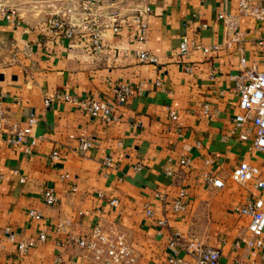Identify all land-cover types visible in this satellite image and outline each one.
<instances>
[{"label":"crops","instance_id":"obj_1","mask_svg":"<svg viewBox=\"0 0 264 264\" xmlns=\"http://www.w3.org/2000/svg\"><path fill=\"white\" fill-rule=\"evenodd\" d=\"M81 1L0 0L5 116L10 124L22 126L31 116L37 120L30 152L25 145L0 141V264H56L57 259L86 264L70 234L87 235L98 223L127 233L137 254L135 264H165L168 242L176 232L219 249L218 264H259L249 243V218L236 210L259 190L253 182L235 183L231 172L245 161L257 166L264 179V151L234 133V117L241 109L232 80L241 56L262 58L260 24L243 16L245 37L239 44L208 54L195 46L183 55L179 44L185 35L197 45L222 43L224 26L218 14L236 13L238 0H102L103 13H120V28L116 33L107 24L103 48L94 53L85 36L70 48L46 24L48 13L75 8ZM256 2L264 6V0ZM146 6L152 12L144 44L132 21ZM10 10L21 23L5 19L3 11ZM139 48L156 54L159 62H139L134 55ZM118 82L141 91L116 105L112 89ZM59 92L108 100L115 105V118L93 119L65 100L47 106L45 99ZM206 104L209 113L204 112ZM81 135L94 139L84 155L77 139ZM55 150L61 152L59 160L50 158ZM108 157L109 166L104 164ZM182 157L189 165L181 163ZM204 172L221 179L223 186L207 183ZM47 187L55 188V205L42 198ZM183 189L188 210L175 213L173 205ZM113 199L119 201L116 207ZM148 208L168 224L158 227ZM31 210L41 216H31ZM62 223L67 232L59 229ZM41 232L46 239L36 241L26 255L19 254L18 241Z\"/></svg>","mask_w":264,"mask_h":264},{"label":"built area","instance_id":"obj_2","mask_svg":"<svg viewBox=\"0 0 264 264\" xmlns=\"http://www.w3.org/2000/svg\"><path fill=\"white\" fill-rule=\"evenodd\" d=\"M103 9L102 0H83L75 8L71 5L64 11L58 10L54 13H48L46 24L61 34L63 39L67 41L68 47H73L78 37L85 36L92 51L98 53L103 48V28L109 23L116 33L120 28V13L110 11L106 14L102 12ZM151 12L152 7L146 6L133 15L132 23L137 28V38L144 44L148 42V15ZM3 14L5 19L21 23V18L13 10L3 11ZM243 16L253 17L260 24L264 33V6L256 0H238L236 13L225 10L218 14L224 26V41L222 43H215L210 46L197 45L185 35L179 44L180 53L189 55L192 48L197 46L208 54L239 44L245 37L244 32L240 29ZM258 43L262 47V58L252 59L245 55L241 56L239 70L232 77L233 89L238 96L239 108L241 109V112L234 117V133L238 135L241 141H251L256 150L264 151V35L259 38ZM30 52L31 49L26 48V53L30 54ZM134 55L141 63L157 64L159 62L158 56L145 48L135 49ZM160 83V81L157 82L158 85ZM112 90L116 105L126 104L136 92L141 91L140 88L135 89L127 82L114 83ZM60 100L72 102L93 119L100 117L105 121H111L115 118V105L108 100L86 99L70 93L59 92L47 97L45 104L49 106L52 102ZM209 111L210 105L206 104L204 112L209 113ZM171 118L177 120L178 116L172 112ZM36 122V117L31 116L25 126L20 123L10 124L5 116L2 98H0V141L3 140L9 145H25L26 151L30 152L29 146L36 143L32 134ZM77 139L82 155L86 154L94 145V139L86 135H81ZM61 156L59 150L50 154L52 160H59ZM111 163V157L105 159V165L109 166ZM181 163L187 166L189 160L182 157ZM63 177L69 178L70 175L65 174ZM25 179L26 177H21L22 181ZM203 179L215 187H222L224 184L221 179L209 172L203 173ZM231 179L238 184L253 182L259 190L258 196L239 203L236 210L240 215L249 218L248 230L252 237L249 243L254 248L252 255L259 260V264H264V179L261 178L257 166L245 161L240 162L232 170ZM186 197L187 190L183 189L174 202L173 211L175 213H183L188 210ZM42 198L47 205H55L59 200L54 187L44 189ZM110 203L116 207L119 201L113 199ZM146 213L156 221L158 227H165L168 224L166 218H156L153 209L148 208ZM30 215L40 217L41 213L37 210H31ZM59 229L67 232L66 223H62ZM45 239L46 233L44 232H41L37 238L21 239L18 241L19 254L26 255L35 246L36 241H44ZM69 241L75 242L84 252L83 258L86 264H135L137 260V254L128 239L127 233L118 227L106 228L98 223L87 235L70 234ZM167 249L168 255L165 264H218L221 256L219 249L205 244L196 236L183 237L179 232L170 238ZM2 250L3 247L0 244V255ZM183 253L186 256H183ZM56 264L66 263L57 259Z\"/></svg>","mask_w":264,"mask_h":264}]
</instances>
